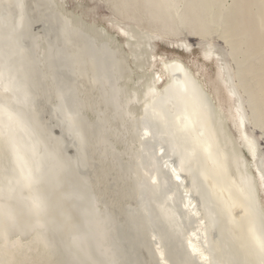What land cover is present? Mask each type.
Instances as JSON below:
<instances>
[{
    "label": "bare ground",
    "instance_id": "1",
    "mask_svg": "<svg viewBox=\"0 0 264 264\" xmlns=\"http://www.w3.org/2000/svg\"><path fill=\"white\" fill-rule=\"evenodd\" d=\"M37 2L38 5L39 1ZM139 2L137 1L139 7L142 6L144 9L143 11L141 8L144 12L142 19L148 25L157 27L146 37V48L140 45L141 43L138 44L137 38L134 37L137 40L135 45L129 40H124L129 47L124 51L117 40L107 34L105 28L90 29V26L87 28L74 18L72 13L68 14L58 9L59 16H56L55 21L60 40L57 44L49 46L47 50L42 48V51L47 53L45 57L44 54L40 56L41 49L37 50L36 41L39 38L36 37L38 38L36 40L29 31L30 26L33 27L31 23L34 20L30 21L29 26L31 17L29 18L27 12L31 9V5L35 7V4L29 3V0H0V17L6 19L8 24L7 30H3L0 26V264H54L53 259L56 261L55 264H144V261L149 260L151 264L153 261V264L156 262L157 264H264V166L257 140L248 133L246 121L245 123L243 121L245 118L249 124L250 118L258 116H254L252 110L250 112L253 117L249 116L247 111L249 104L245 103L248 98L244 100L243 91L241 90L242 93L240 91V87H245V84L242 83L244 84L242 87L240 78L237 82L234 74L238 71L233 73L235 70H232L229 61L223 58L224 53L220 54L215 49L210 38L213 35L210 36L208 33L213 28V24L211 29L207 27L209 29L207 31L199 24L200 22L198 23V19L197 21L191 17L192 13L188 12L187 16L182 11L181 8L188 3L184 4L182 0H141L140 5ZM182 3L183 7H181ZM203 5L199 7L206 9V5ZM41 6L45 7L43 4ZM200 8L197 11L199 15L201 13L200 18H202L207 12L204 13V9ZM3 10H9L14 16H3ZM202 13L205 15L202 16ZM54 14L52 12L53 16ZM196 14L193 12L194 17L198 18ZM125 15L129 20L135 18L132 13ZM138 15L137 18L140 17ZM189 16L195 21L190 23ZM47 17L49 16L45 18ZM203 20L206 22L205 19ZM200 21L203 24L202 20ZM263 22L264 20L261 22L262 25ZM119 23H115L118 32L123 36L131 37L130 30ZM156 33L182 38L183 40L177 45L180 48L185 47V50L191 47L186 35H194L201 39L204 42L200 45L202 57L215 62L213 80L216 84L213 83V86L209 79H205L199 70H202V67L197 70L180 57L168 58L166 55L156 53L154 44L151 45L154 38H157ZM96 34L103 36L102 46L101 43L98 46L95 42L97 45L95 47L93 46L95 43L91 42L93 39H88L92 36L98 37ZM82 35L87 39L86 37L83 39ZM26 36L33 37L27 40V45L26 41L22 44ZM262 37L264 38V35ZM55 38L56 36L53 39ZM256 39H259V35ZM17 40L20 42L18 43ZM141 49L144 50L143 53H147H144L147 58L145 56L141 58L144 60L142 63L139 61L140 57H143L140 54ZM119 52L122 56L118 55ZM49 56L52 57L49 63L52 64L47 66ZM45 59L46 63L42 65L41 62H45ZM41 66H44L42 70L39 69ZM50 67L53 68L52 71L55 69L53 73L55 71L58 73V76L54 75L58 77L57 80H54L59 91L55 93L56 96L53 93L56 89L52 92L55 96L53 98L56 99L51 108L61 112V115H58L59 120L65 130L74 136L80 129L75 128L73 118L78 108V106L75 108V104L78 103L77 98H83L91 90L90 86H83L80 82L91 80V88L94 87L91 92L98 87L97 90L99 89L101 93L96 95L102 94L103 100L108 102L110 108L105 106L111 111L104 107L105 113L110 112L108 115L101 114L102 119L104 118V121L107 119V122L104 123L98 118L95 121L103 122L100 125L105 133L115 124L117 113L115 108L118 107L116 101L120 102V107L123 108L121 114H124L120 127L123 126L122 130L128 131L127 138L130 142L127 146L130 152L129 149L124 152L128 157L126 164H123L126 159L120 156L121 168L118 164L120 162H117L116 170L122 169L125 175L129 171L131 178L135 170L134 187L127 191V196L130 198L127 206L129 207L131 203L130 205L133 204L135 209L139 197L144 210L139 204L137 205L141 209L137 208L138 210L133 214L130 213L131 210L129 211L131 208L127 209L133 217L131 221L132 218L128 215L130 221L134 222L136 219L134 224L137 226L130 222V225L135 226L133 230L122 221L128 218L127 211L124 212V217H119L120 213L117 214V210H111L109 207V204L112 207L114 202L110 201L112 204L109 202L106 204L104 199L102 203L99 200L101 196H96V190L94 193L98 199L94 196L93 190L84 182L87 177L84 178V173L82 174L83 171L79 168L82 167L80 163L84 161L81 159L82 162L79 161L80 155L68 149L69 145L63 134L60 131L56 133L53 126L48 123L49 120L42 117L44 114L36 103L39 92L35 91L39 83H41L40 87L43 84L40 79L42 76L37 82L35 74L44 71L48 73ZM60 68L62 70L68 68V71L72 72L71 78L74 80V83L70 82L73 83L72 85L67 81L65 84L62 83L66 75H63ZM248 68H251V65ZM127 72L126 79L131 80L129 86L125 83L126 79L122 80L123 75L127 76L125 74ZM46 73H43V76H46ZM259 75L257 76L260 80L263 74ZM48 77H44L43 82ZM92 80L95 85H92ZM49 81L50 84L53 82ZM221 89L226 95V100L220 94ZM52 94L48 97L50 98ZM247 94L245 93L244 96ZM92 95L89 94L91 97ZM253 97L250 99H255L256 94ZM42 98L37 100L45 101ZM81 98L80 100H83ZM101 105L102 103L99 107L104 104ZM250 108L253 109L252 105L249 106ZM83 113L80 114L81 117L85 116ZM118 114L120 115V112ZM80 120L85 122L84 118ZM88 120L91 122L90 119ZM255 120L252 119L251 122L257 125L254 123ZM91 123L86 128L88 129L86 132H90ZM106 124L112 127L106 128ZM97 126L95 128H98ZM231 128L235 132H232ZM86 132L84 134H87ZM81 135L83 136V133ZM103 137L104 135L102 139ZM81 145L83 144H80V147ZM93 145L91 144L92 148ZM104 145V147L99 146L104 148L101 151L106 150V147L108 150V145ZM77 147L75 146L76 149ZM80 149L79 152H82V148ZM86 157L88 159V156ZM76 164L80 165L76 166ZM84 172L87 173L86 170ZM101 194L103 195L102 192ZM85 221L86 227H84ZM141 235H144L142 241ZM130 244H133V247ZM134 252H136L135 256Z\"/></svg>",
    "mask_w": 264,
    "mask_h": 264
},
{
    "label": "rangeland",
    "instance_id": "2",
    "mask_svg": "<svg viewBox=\"0 0 264 264\" xmlns=\"http://www.w3.org/2000/svg\"><path fill=\"white\" fill-rule=\"evenodd\" d=\"M31 1V2H30ZM33 1V2H32ZM37 1H39V4L37 5ZM48 2H46L45 0H29V3H31V4H35V7H33V5H31L30 7H31V9H30V7H28V10H29V12H27L28 13V15H29V26H30V21L32 22V20H34V22L33 23H31L32 24V26L33 27H31L30 26V29H29V31H30V34H32L31 36H34V38L37 40L38 38H39V40H35L36 41V43H37V46H38V48H37V50H39V49H41L40 51H39V53H41L40 54V56L41 55H45V57L47 56L42 50L44 49V50H47V48L49 47V46H51V45H55V44H57L58 42H59V40H60V35H58L59 34V32H58V27H57V23H56V21H55V19H56V16L58 15L59 16V11H58V9H61V10H63L64 12H66V13H68V14H71L72 13V16L74 17V18H76V19H78L80 22H82V24H84V26L85 27H87V28H89V26H90V29H100V28H105V30L107 31V34L108 35H110V36H112L113 38H115L116 40H117V43L118 44H120L121 46H122V49L124 50V51H126V50H128L127 48H129L128 46H126V44L124 43V40L126 41V40H129L131 43L133 42V44L134 43H137V40H138V44H140V45H142L144 48H146V37L149 35V33L151 32V31H154L153 29H156L157 27H155L154 25H148L142 18H143V16H144V9L142 8V6L141 7H139V5L137 4V1L139 2V4L141 5L142 3H141V0H47ZM51 1V2H50ZM55 1V2H54ZM136 3H135V2ZM143 1V0H142ZM183 1V3L185 4H187L186 6H188L189 7V5H191L189 8H190V10H189V8H187L186 6H184L186 9L184 10L183 8V3L181 4V7H183V8H181L182 9V11L183 12H185V14H187L188 12L189 13H192V15H191V17L192 18H195L197 21H198V23L203 27V28H205L207 31L209 30V29H207V27L208 28H212V24H213V28L211 29V30H213V32L211 31V30H209V34H210V36H212V37H210L211 38V40L213 41V43H214V45H215V49L218 51V53H220V54H223L222 56H223V58H226V60H228L229 62V65L230 66H232V70L234 69L235 71H233V73H235V72H237V73H235L234 75H236L235 76V78H236V80L237 79H239L241 82V85H242V87L244 86V84H245V87H243V88H241L240 87V91L242 90L243 91V93H242V91H241V93H242V95H243V98H244V100L246 99V98H248L247 99V101L245 100V103H246V105L247 104H249V105H247L248 107V109H247V111H248V113L250 114L249 116H251V117H253L252 115H251V110H252V113H254L253 115L255 116V115H258L257 116V118H256V116H255V118L253 117L252 119H256L255 121L256 122H254L255 124H257V125H254L251 121H252V119L250 118V122H249V124H248V128H247V131H248V133L250 134V135H252L256 140H257V147H258V150H259V154H260V156H261V158H262V160H263V166H264V94H262V92H264L263 90H264V68H263V66H264V44L262 45H260L259 43H264V38L262 37V35H264V34H262L263 32H264V25H262V21L264 20L263 18V16H264V0H186V1H188V2H186L185 0H182ZM199 1H201V3L199 2ZM41 2H43V3H41ZM50 2V3H49ZM120 2V3H119ZM28 3V4H29ZM45 3V4H44ZM55 3H56V5H55ZM195 5H194V4ZM203 3H204V5H203ZM43 4L46 8H52L51 10L48 8V9H46L45 7H43V6H41V5ZM135 4V5H134ZM136 4H137V6H136ZM199 5H203V6H205L206 5V9H205V7L203 8H200L199 7ZM208 5V6H207ZM51 6V7H50ZM117 6V7H116ZM55 7H56V11H55ZM137 7V8H136ZM143 7H144V5H143ZM194 7V9H191V8H193ZM208 7V8H207ZM34 8H36V9H34ZM53 8H54V10H53ZM132 8V9H131ZM141 8L143 9V11H141ZM195 8H196V10H195ZM198 8H200V9H204L203 11H204V13L205 12H207V15L206 16H203V14L204 13H202V18H200V15H201V13H200V15H199V9ZM39 9H41L40 11H39ZM116 9V10H115ZM27 10V11H28ZM35 10V11H34ZM37 10V11H36ZM47 10H50V11H47ZM133 10V11H132ZM198 10V11H197ZM31 11V12H30ZM39 11V12H38ZM46 11H47V14L49 13V15H47L46 14ZM57 11H58V13H57ZM52 12L53 13H55L54 14V16H55V18L53 19V15H52ZM123 12V13H122ZM141 12V13H140ZM193 12H195V14L198 12V18L197 17H194L195 15H193ZM202 12V11H201ZM249 12V13H248ZM40 13V14H39ZM130 13H132L133 15H134V17L135 18H137V16L136 15H138V16H142L141 18L139 17V18H137V19H135V18H133V19H127V16L125 15V14H130ZM142 13H143V15H142ZM45 15V16H44ZM189 14H187V16H188ZM205 15V14H204ZM212 15V16H211ZM46 16H49V17H47V18H45ZM51 16H53L52 18H51ZM126 16V17H125ZM250 16V17H249ZM35 17V18H34ZM190 16H189V20H190V23H192L193 21H195L194 19H192ZM259 17V18H258ZM262 17V18H261ZM34 18V19H33ZM207 18V19H206ZM208 18H209V20H208ZM46 19V20H45ZM203 19H205V21L206 22H204V20ZM247 19V20H246ZM200 20H202V22H203V24H205V25H203L202 23H201V21ZM207 20H208V23H207ZM36 21H37V23H36ZM40 21V22H39ZM52 21V22H51ZM136 21V22H135ZM144 21V22H143ZM45 22V23H44ZM112 22V23H111ZM120 22V23H119ZM140 22V23H139ZM113 23L115 24H117V23H119V24H121V25H123L124 24V26H126L129 30H130V32H131V37L130 36H127V35H125V36H123V35H121L119 32H118V30H117V28L118 27H116L117 25L115 24V25H113ZM139 23V24H138ZM146 23V24H145ZM261 23V24H260ZM54 24V25H53ZM143 24V26H141ZM208 24V25H207ZM263 24H264V22H263ZM211 25V26H210ZM233 25V26H232ZM57 28H56V27ZM149 26V28H147ZM160 25H158V27H159ZM240 26V27H239ZM258 26H260V27H258ZM232 27V28H231ZM254 27V28H253ZM262 27V28H261ZM56 28V29H55ZM145 28V29H144ZM215 28V29H214ZM32 29V30H31ZM34 29V30H33ZM38 29V30H37ZM40 29V30H39ZM148 29V30H147ZM150 29H152V30H150ZM253 29V30H252ZM37 30V31H36ZM55 30H56V33H55ZM236 30V31H235ZM262 32H261V31ZM133 31V32H132ZM143 31V32H142ZM246 31V32H245ZM251 31V32H250ZM255 31H256V33H255ZM260 32H261V34H260ZM43 33H45V34H43ZM50 35H49V34ZM53 33V34H52ZM55 33V34H54ZM140 33H142V34H140ZM145 33V34H144ZM148 33V34H147ZM33 34H37V35H33ZM101 34V33H100ZM100 34H96V35H98V37H89L88 39L89 40H92L91 42H96L97 43V45L99 46L100 45V43H101V46L103 45L102 44V35H100ZM140 34V35H139ZM147 34V35H146ZM187 34V33H186ZM256 34V35H255ZM40 35V36H39ZM56 36V38L55 39H53L54 38V36ZM79 35H81V34H79ZM85 35V34H84ZM84 35H82L83 37V39H85V37L86 36H84ZM137 35H138V37H137ZM145 35V36H144ZM156 35V37L157 38H160L161 40H163V41H159V40H154V41H152V43H151V45H153L154 46V51L156 52V53H158V54H162V55H166V56H168V58H172V57H180V58H182L184 61H186L192 68H194V69H197L198 70V68L199 67H202V70L201 69H199L202 73H203V75H204V77H205V79H209L210 80V82H211V84L213 85V83H214V85L216 84V82L213 80L214 79V71H215V62L213 61V60H206V59H204L203 57H202V54H201V46L200 45H203L204 44V42L201 40V39H199V38H197V37H195L194 35H186V40L189 42V44H190V49L189 50H183L182 48H180V47H178V45H177V43L179 42V41H181V40H183L182 38L180 39V37H167V36H164V35H160L159 33H156L155 34ZM258 35H259V39H256V38H258ZM49 36V37H48ZM52 36V37H51ZM88 36V35H87ZM141 36V37H140ZM184 36V35H183ZM183 36H181V37H183ZM36 37H38V38H36ZM134 37H136L137 38V40H135L136 38H134ZM256 37V38H255ZM31 38H33V37H31ZM31 38H27V36H26V39L28 40V39H31ZM52 38V39H51ZM59 38V39H58ZM145 38V39H144ZM255 38V39H254ZM261 38H263V40L261 39ZM25 39V40H26ZM41 39V40H40ZM44 39H45V41H44ZM86 39H87V37H86ZM140 39V40H139ZM142 39H144V40H142ZM238 39V40H237ZM254 39V40H253ZM261 39V40H260ZM48 40V41H47ZM55 40V41H57L56 43H55V41L53 42V41ZM88 40V41H89ZM29 41V40H28ZM27 41V42H28ZM136 41V42H135ZM252 41V42H251ZM53 42V43H52ZM30 43H32L31 42V40H30ZM42 43V44H41ZM46 43H47V45H46ZM96 43L93 45V46H97L96 45ZM29 44V43H28ZM259 44V45H258ZM135 45V44H134ZM109 46V45H108ZM141 46V47H142ZM105 47V46H104ZM142 47V48H143ZM148 47V46H147ZM43 48V49H42ZM143 48V49H144ZM218 48V49H217ZM144 51V50H143ZM143 51H142V49H141V52H140V54L141 55H143V57H140V62L142 63V61H144L143 59H141V58H144V56L146 57L147 55H145V54H147V53H143ZM220 51H222V52H220ZM224 51V52H223ZM225 51H228V52H225ZM233 53H231V52ZM231 55H230V54ZM226 54H228L227 56H226ZM118 55H120V56H122V53H118ZM51 56H49V58H48V63H47V66H49L50 64H52V63H49V62H51L52 60V57L50 58ZM213 57H216V56H213ZM43 58H44V56H43ZM42 58V59H43ZM147 58V57H146ZM145 58V59H146ZM217 58V57H216ZM235 58V59H234ZM234 59V60H233ZM261 59V60H260ZM263 59V60H262ZM42 61V60H41ZM40 61V62H41ZM45 62H41L42 63V65L44 64L45 65V63H46V59L44 60ZM139 61H138V63H139ZM221 61V60H220ZM260 62L261 63H263V64H260ZM250 63V64H249ZM253 63V64H252ZM49 64V65H48ZM260 65V67H259V65ZM234 65H236V66H234ZM250 65H251V68H248V66L250 67ZM255 65V66H254ZM256 66H258V68L261 70V72H260V70L256 67ZM42 67H44V66H41V67H39V69L40 70H42ZM53 67V66H52ZM54 68V67H53ZM53 68H48V70L50 71V72H48V73H46L45 71L44 72H40L39 74L38 73H36L35 74V77H37L36 79H37V82H39V80L40 79H42L41 81H42V85H41V87L39 86L41 83H39V85H38V87H37V85H35V87H37V88H35V91H37V93L35 92V94H37V99L38 98H41V97H43L42 99H45V101H43V100H37L36 99V103H38L39 104V106H37L38 107V109L41 111V113L42 114H44L43 116H42V114H41V116L44 118V119H47V120H49L48 121V123L50 124V125H52L53 126V128H54V130H55V132L56 133H58L59 132V129H58V127H57V123H55V122H57V117L55 116V115H53L54 114V112H52L53 111V103H54V101H55V99L56 98H53V97H55L57 94H55V93H58L59 91H57V85H55V82H56V78H58V77H55L56 75L58 76V73H57V71H55V73H53L54 72V70L52 71V69ZM67 70H65L64 69V71H65V73L63 74V75H65L66 73V76H64V79L65 80H62V83H66V81L68 82V83H70V82H73L74 83V80H73V78H71V76H72V72H69L68 71V68H66ZM237 69V70H236ZM262 69H263V71H262ZM39 70V71H40ZM140 70V69H139ZM251 70V71H250ZM255 70H258V71H255ZM141 71V70H140ZM249 71V72H248ZM255 71V72H254ZM240 72V73H239ZM245 72H247L248 74L246 75L245 74ZM254 72V73H253ZM258 72V73H257ZM43 73H46V76H43ZM71 75H70V74ZM251 73V74H250ZM253 73V74H252ZM257 73V74H256ZM48 74H50V75H48ZM70 76H69V75ZM125 74H127V76L126 75H123V77H122V80L123 81H125V79H126V77H128V72L127 73H125ZM237 74H239V75H237ZM242 74V75H241ZM246 75V76H244V75ZM260 74V75H259ZM263 74V75H262ZM45 75V74H44ZM54 76V78H53V80H52V77ZM68 75V76H67ZM86 75H88V73H86ZM134 75V74H133ZM254 75H255V77H254ZM257 75H259V76H261V78H260V80H259V77L257 76ZM40 76H42V78H40V79H38ZM49 76V77H48ZM239 76V77H238ZM250 76V77H249ZM47 78L48 77V79L46 80V79H44V82H43V78ZM51 77V78H50ZM73 77V76H72ZM91 77V76H90ZM252 77L254 78V79H252ZM257 77V78H256ZM50 78V79H49ZM69 78V79H68ZM94 78V77H93ZM92 78V79H93ZM243 78H246V79H243ZM54 79H56V80H54ZM72 79V80H71ZM79 79H80V77H79ZM86 79H87V77H86ZM90 78H88V80H89ZM128 79V78H127ZM126 79V81H125V83H127V85L129 86V85H131V80H130V78L128 79V80H130L129 82H128V80ZM255 79H256V81H255ZM49 80H51V81H53L54 82V84H53V82L50 84V81ZM48 81V82H47ZM90 81V82H89ZM88 82H86V81H83V82H80V84H83V86H90V89L91 90H89V93L86 95V96H84L83 98H81V97H78L77 98V104H75L74 106H75V108H77V106H78V108L76 109V111H75V113H76V115H77V113L79 112V115H74V122H75V128H77V127H79L80 129L79 130H77V135H79V136H82L81 134L83 133V136L82 137H79V136H74V140H76L77 141V143L75 144V146L77 147V145H78V147H80V144H83V145H81V147L80 148H82V152L80 151L79 152V150H81L80 148H78L77 147V149L75 148V153L77 152V155L79 154L80 156H79V161L80 162H82V161H84V162H82V163H80L81 165H82V167L84 168H86L85 170H86V174H85V172H82V174L84 175V178L85 177H87V179L85 178L84 179V182H85V184L87 183V182H89L88 183V186H89V188L91 189V190H93V194H94V196H95V194H96V196L98 197V195H99V200L103 203V201H104V199H105V201H104V203L106 202V204H109V203H113V205H116V206H113L112 205V207H111V205L109 204V207H110V209L111 210H117L116 212H118L117 214H119L120 213V216L119 217H121V216H125V213L124 212H126L127 211V214H126V216H130L131 217V214H133V212H134V210L132 209V207H133V204H132V206L129 204V207L127 206L128 205V203L130 202V198H128V193H127V191H129V189H131L132 190V188L134 187V184H133V178H131V176H130V173H129V171H127V174L125 175L124 174V171H122V169H117L116 170V168H118V164H119V167L121 168V161H120V156L122 157V159L124 158L125 159V157H126V151L129 149V152H130V148H128L129 146H127L128 145V143L130 142V139H128L127 138V132L128 131H126V129H125V131L124 130H122V128H123V126H122V128L120 127L121 126V122H123V116H124V114H121V109L123 110V108H121L120 106V102L118 101H116V104L118 103V105H116V106H118L117 108H115V110H117V113H116V115H115V117H116V121H115V124H113V128L110 130L109 128H111V127H109L108 125H110L109 123H108V125L106 126V128L107 127H109L108 129L110 130V131H108L107 133H105V131H103V129L101 128V125H100V123H101V121L103 120V122L105 123V122H107L106 120L107 119H105V121H104V118L102 119V115L101 114H106V115H108L109 114V112L111 111V109H107V107H109V105H108V102H106V101H104L103 100V98H104V96L102 95V94H100L99 96H97L99 93H101V91L98 89L97 90V88L98 87H96V89H94V91H96V92H91L92 90H93V88H91V85H90V83H91V80H89ZM93 81V80H92ZM249 81V82H248ZM261 81V82H260ZM237 82H239L238 80H237ZM247 82V83H246ZM251 82V83H250ZM259 82V83H258ZM67 83V84H68ZM73 83H70L71 85L73 84ZM129 83V84H128ZM242 83H244V84H242ZM250 83V84H249ZM48 86H47V85ZM63 84V85H64ZM110 84V83H109ZM44 85V86H43ZM54 85V86H53ZM69 85V84H68ZM92 85H95L94 84V81H93V84ZM213 85V86H214ZM249 85V86H248ZM42 86H43V88H42ZM50 87L51 88V90H50V88H47V87ZM53 86V87H52ZM263 87V88H262ZM38 88H40V89H38ZM47 88V89H46ZM64 88H66L65 86H64ZM246 88V89H245ZM259 88H261V89H259ZM45 89L47 90V91H45ZM56 89V90H55ZM78 89H80V87L78 86ZM39 90V91H38ZM40 90H42L43 92H40ZM55 90V92H53ZM247 90H249L248 91V94H247ZM258 90H259V92H258ZM261 90H262V92H261ZM244 91H245V93L247 94V95H245L244 96ZM51 92V93H50ZM52 92L55 94V96L52 94ZM255 92V93H254ZM257 92V93H256ZM45 96V94L47 95V96H43L42 94ZM96 93H97V95H96ZM252 93H254L253 94V96H255V94H256V97H255V99H253L254 97L252 96ZM40 94V95H39ZM50 94H52L51 95V97L49 98L48 96H50ZM89 94L90 95H92V94H94L95 95V97H94V95H92V97L91 96H89ZM220 94L223 96V97H225V100H226V95H225V93H224V91L221 89V91H220ZM251 94V95H250ZM41 96V97H39V96ZM263 95V96H262ZM89 96V99L87 98ZM94 97V98H93ZM250 97H253V98H251L250 99ZM53 98V99H52ZM80 98L81 99H83V100H80ZM95 98H97V100L95 99ZM47 99V100H46ZM49 99L52 101H49ZM85 99L87 100V101H85ZM91 99V100H90ZM78 100H80V101H78ZM89 100V101H88ZM100 100H102V102L100 101ZM248 100L250 101V102H248ZM46 101L47 102H49V103H46ZM91 101V102H90ZM255 103H254V102ZM40 102H42V104L40 103ZM90 102V103H89ZM98 102H100L99 103V105L102 103V107H99V105H98ZM51 103V104H50ZM92 103V104H91ZM97 103V104H96ZM37 104V105H38ZM45 104V105H44ZM46 104H47V106H46ZM81 104V105H80ZM94 104V105H93ZM107 107H106V106ZM250 105H252V107H253V109L254 110H256L255 112L253 111V109H249V106ZM43 106V107H42ZM50 106V107H49ZM98 106V107H97ZM52 107V108H51ZM81 107V108H80ZM93 107V109H91ZM104 107H106L105 109L106 110H110V111H106V113L104 112ZM113 107H115V105L113 106ZM48 108V109H47ZM98 108H100V110L98 109ZM110 108V107H109ZM45 109V110H44ZM94 109H95V112H94ZM47 110V111H46ZM79 110H81V111H79ZM93 110V111H92ZM96 110H98L99 112H96ZM104 113H103V112ZM81 112V113H80ZM82 112H84L83 114L86 116H83V117H81L82 115H80V114H82ZM100 112H102V113H100ZM118 112H120V115L118 114ZM124 112V111H123ZM48 113V114H47ZM51 113V114H50ZM97 113H98V115H97ZM260 113V114H259ZM47 114V115H46ZM96 114V115H95ZM53 115V116H52ZM100 118H99V117ZM48 117V118H47ZM55 117V118H54ZM93 117V121L94 122H92V120H91V118ZM95 117V118H94ZM123 117V118H122ZM59 118V117H58ZM84 118V120H85V122L83 123L81 120L79 121V119H83ZM100 119L101 121H97V122H95L96 120H98V119ZM88 119H90V121L92 122H89V120ZM52 120V121H51ZM86 121H88V125L86 124ZM254 121V120H253ZM80 122V123H79ZM102 122V123H103ZM113 122H114V120H113ZM89 123H91L90 124V132L89 131H87L86 132V130H88V129H86L87 127H89ZM96 123H99V125L98 124H96ZM101 123V124H102ZM55 124V125H54ZM85 124H86V126H85ZM93 124H95L98 128H95L96 126L95 125H93ZM84 125V126H83ZM92 125V126H91ZM124 125H125V123H124ZM254 125V126H253ZM95 126V127H94ZM115 126V127H114ZM260 127V128H259ZM83 128V130H81ZM92 128H94V130H92ZM96 129V130H95ZM98 129V130H97ZM232 129V128H231ZM84 131V132H83ZM87 133V134H84V133ZM95 132V133H94ZM96 132L98 133L97 135H96ZM99 132H100V134H99ZM103 132V133H102ZM232 132H235V130L234 129H232ZM91 133V134H90ZM93 133V134H92ZM111 133V134H110ZM88 134H90V136L88 135ZM105 134L107 135V136H105ZM91 135H93V137H91ZM102 135H104V137H103V139L105 140V142H103L104 140L102 139ZM88 136L90 137V139L88 138ZM94 136H96V138L94 137ZM78 137V138H77ZM85 137H87V138H85ZM98 137V138H97ZM101 137V139H99ZM92 138H94V139H92ZM258 138V139H257ZM82 139H84L83 141H82ZM86 140H88V141H86ZM92 140H96V141H92ZM81 141V142H80ZM79 142V143H78ZM83 142V143H82ZM88 142V143H87ZM95 142V143H94ZM97 142V143H96ZM86 143H87V145H86ZM93 145V148H92V146H91V144ZM101 143V144H100ZM96 144V145H95ZM99 144V145H98ZM104 144H107L108 145V150H107V147L105 148L106 150H104V151H101V150H103L104 148H99V146L101 147H104L105 145ZM104 145V146H103ZM83 146H84V148H83ZM85 146H87L88 147V149H87V147L85 148ZM91 146V147H90ZM90 147V148H89ZM92 148V149H91ZM69 149H71V147H69ZM79 149V150H78ZM78 150V151H77ZM84 150L85 151H89V153H85L84 152ZM91 150H93V151H91ZM95 150V151H94ZM97 150V151H96ZM100 150V151H99ZM122 150V151H121ZM245 153H246V151L244 150V149H242ZM111 151V152H110ZM71 152L73 153V151L71 150ZM91 152V153H90ZM93 152V153H92ZM125 152V153H124ZM82 155H81V154ZM99 153V154H98ZM106 153H107V155H106ZM110 153V154H109ZM91 156H89V155ZM92 154V155H91ZM94 154V155H93ZM102 155V156H101ZM125 155V156H124ZM86 156H88V159H87V157ZM94 156V157H93ZM105 156H108V157H105ZM81 157V158H80ZM85 157V158H84ZM93 158V159H92ZM101 158H103V159H101ZM82 161H81V160ZM91 159V160H90ZM99 159V160H98ZM101 159V160H100ZM107 159V160H106ZM86 160V161H85ZM90 160V161H89ZM96 160L98 161V162H96ZM128 160V159H127ZM104 161V162H103ZM111 161H113V162H111ZM117 162H120V163H118L117 164ZM89 163V164H88ZM94 163V164H93ZM101 163V164H100ZM128 163V162H127ZM84 164H85V166H84ZM109 164V165H108ZM123 164H126V161L123 163ZM106 165V166H105ZM110 165H112L113 166V168H112V166H110ZM102 166V167H101ZM115 166V167H114ZM81 167V168H82ZM91 168H93V169H91ZM112 168V169H111ZM96 169V170H95ZM105 169V170H104ZM114 169V170H113ZM92 170V171H91ZM98 170V171H97ZM113 170V171H112ZM105 172V173H104ZM95 173V174H94ZM108 173V174H107ZM119 173V174H118ZM94 174V175H93ZM114 174V175H113ZM115 174H116V176H115ZM88 175H90V176H88ZM91 175H93V176H91ZM107 175H110L111 177H109V176H107ZM113 175V176H112ZM107 176V177H106ZM115 176V177H114ZM105 177V178H104ZM109 177V178H108ZM116 177H118V179L116 178ZM91 179V180H90ZM104 179H105V181H104ZM108 179V180H107ZM111 183H110V182ZM100 184H99V183ZM117 182V183H116ZM120 182V183H119ZM94 183H98V184H94ZM108 183V184H107ZM113 183V184H112ZM114 183H116V184H114ZM105 184V185H104ZM111 186H110V185ZM107 185V186H106ZM122 185V186H121ZM100 188H99V187ZM114 186V187H113ZM119 186V187H118ZM99 189H98V188ZM105 187V188H104ZM107 187V188H106ZM102 188V189H101ZM110 188V189H109ZM98 189V190H97ZM107 189V190H106ZM114 189V192H112V190ZM117 189V190H116ZM94 190H96V193H94ZM105 190V191H104ZM110 190H111V192H110ZM104 191V192H103ZM123 191V192H122ZM101 192L103 193V195L101 194ZM107 192V193H106ZM110 192V193H109ZM132 193H133V191H132ZM101 194V195H100ZM106 194V195H105ZM111 194V195H110ZM108 195V196H107ZM95 196V197H96ZM106 196H107V198H106ZM113 196V197H112ZM119 196V197H118ZM96 197V198H97ZM105 197V198H104ZM110 200H109V199ZM98 199V198H97ZM115 199V200H114ZM106 200H108V201H106ZM128 200V201H127ZM97 201V200H96ZM111 201V202H110ZM123 201V202H122ZM100 202V203H101ZM109 202V203H108ZM111 203V204H112ZM122 203L124 204V205H122ZM95 204V203H94ZM121 205V206H120ZM107 206V205H106ZM119 206V207H118ZM123 206V207H122ZM127 206V207H126ZM121 207V208H120ZM125 207H126V209H125ZM120 208V209H119ZM128 208H131V209H129V211H130V213L131 214H129V211L127 210ZM124 209H125V211H124ZM122 213V214H121ZM128 216V218H129V220H127L128 218L127 217H125V218H127L126 220L125 219H121L122 221H124V223H125V225L128 227V228H130V229H132L133 230V227L135 228V226H137V224L135 225L134 224V222H136L135 220L136 219H134V222H131V221H133V217H131L132 218V220L130 221V217ZM133 216V215H132ZM122 217V218H123ZM135 218V217H134ZM129 221V222H128ZM130 222H131V224H134V225H130ZM129 225V226H128ZM131 226V227H130ZM141 237H143V238H141L140 239V237H139V239L142 241V239H144V235H141ZM141 258L142 257H140V260H141ZM143 260V259H142ZM141 260V261H142ZM144 260H145V258H144ZM55 259H53L52 260V262L55 264ZM154 262V261H153ZM153 262H152V264H153ZM158 262H156V264H157ZM144 264H151V260H149L148 262H145L144 261ZM155 264V263H154Z\"/></svg>",
    "mask_w": 264,
    "mask_h": 264
},
{
    "label": "water",
    "instance_id": "3",
    "mask_svg": "<svg viewBox=\"0 0 264 264\" xmlns=\"http://www.w3.org/2000/svg\"><path fill=\"white\" fill-rule=\"evenodd\" d=\"M9 15H13L9 10H3V16H9ZM14 16V15H13ZM12 16V17H13ZM54 25V24H53ZM0 26H1V28L3 29V30H7V27H8V24H7V22H6V19H4L3 17H0ZM26 39V38H25ZM21 40H22V38H21ZM154 40H159V41H163V40H161L160 38H154ZM24 41H26V45H27V39L26 40H23L22 41V44L24 43ZM17 42L19 43L20 42V40H17ZM16 42V43H17ZM183 50H185V47H183L182 48ZM60 71H62V73L64 74L65 73V71L64 70H62L61 68L59 69ZM66 75V74H65ZM68 76V75H67ZM226 82H227V84L229 85V79H227L226 80ZM234 96H235V98L237 99V97H236V93H234ZM131 103V102H130ZM133 106V105H132ZM131 106V107H132ZM127 107H129V105L127 106ZM39 112V114H40V111H38ZM53 112H54V115L57 117V127H58V129H59V131H60V133H62L63 134V136L66 138V141H67V144L69 145V147H71V149L70 150H73V152H74V150H75V144L77 143L76 142V140H74V136H73V134L71 133H68L66 130H65V128H64V125H63V123H61V121L59 120V118H58V115H61V112L59 111V110H57L56 111V109L54 110L53 109ZM57 114V115H56ZM244 123H245V121H246V129L248 128V122H247V120L244 118ZM64 128V129H63ZM62 130V131H61ZM50 139H53V138H51L50 137ZM69 147H68V149H69ZM59 148L61 149L62 147H61V144H59ZM67 149V148H66ZM125 156V155H124ZM125 159H126V162H127V159H128V157L126 156L125 157ZM132 160H133V158H132ZM80 165V164H79ZM78 164H76V166H79ZM79 168H81V166H79ZM85 167L83 168H81V171H85ZM137 169V168H136ZM263 169V168H262ZM264 171V170H263ZM133 178H135V170H134V175H133ZM87 186H88V182H87ZM88 188H89V186H88ZM137 203H135V209H134V206H133V210H134V212H135V210H138V209H141L142 208V210H143V206H142V202H141V199L138 197V201H136ZM137 204H139L140 205V207L141 208H139L138 207V205ZM103 208V207H102ZM138 208V209H137ZM144 211V210H143ZM143 215H144V217H146L145 216V213H143ZM84 227H86V221H85V224H84ZM131 245V247H133V244H130ZM164 245H165V243H164ZM133 250V249H132ZM134 254V256L136 255V252H134L133 253Z\"/></svg>",
    "mask_w": 264,
    "mask_h": 264
}]
</instances>
